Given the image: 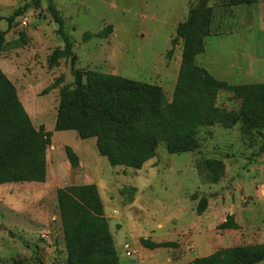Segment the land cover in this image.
<instances>
[{"label":"rangeland","instance_id":"rangeland-1","mask_svg":"<svg viewBox=\"0 0 264 264\" xmlns=\"http://www.w3.org/2000/svg\"><path fill=\"white\" fill-rule=\"evenodd\" d=\"M53 1L74 56L50 69V56L64 43L46 0H0L6 33L0 67L33 126L52 133L46 182L0 186V264H69L57 191L89 184L98 188L120 264H188L222 249L264 244V130L202 126L197 150L172 155L160 147L139 171L112 167L95 139L55 131L61 90L74 89L78 71L84 83L89 72H99L157 86L170 102L184 47L177 29L203 3L214 20L196 64L232 86L264 84V0L242 6L229 0ZM107 29L108 37H98ZM217 106L237 111L240 102L222 92ZM67 147L79 167L72 168ZM210 162L223 165L218 182ZM229 220L238 229L220 230ZM144 240L170 247L151 251Z\"/></svg>","mask_w":264,"mask_h":264},{"label":"trees","instance_id":"trees-1","mask_svg":"<svg viewBox=\"0 0 264 264\" xmlns=\"http://www.w3.org/2000/svg\"><path fill=\"white\" fill-rule=\"evenodd\" d=\"M48 13L58 25L64 48L55 50L49 68L74 56L64 20L53 0H46ZM258 0H229L231 6L256 4ZM214 15L206 3L190 13L177 29L184 43L180 71L172 100L162 90L120 76L75 72L74 89L63 88L56 117V132H76L81 140L95 139L99 154L112 167L139 171L157 157L164 147L169 154L190 153L199 148L197 131L202 126L219 125L232 129L239 123L248 131L264 130V84L232 86L215 79L199 67L196 57L204 53ZM1 21V18H0ZM111 29L100 33L106 38ZM6 33L0 29V54ZM58 79L56 84L62 82ZM222 92L231 93L240 102L237 111L217 106ZM52 133L37 130L19 100L15 85L0 67V186L6 184H44L47 178V149ZM66 155L72 168L79 167L78 155L70 147ZM214 181L223 176V165L207 164ZM58 209L64 231L69 264H120L105 217L104 205L94 184L70 186L57 191ZM206 200L198 214L206 209ZM220 230H237L229 220ZM151 251L169 248V243L142 241ZM264 262V244L231 247L188 264H260Z\"/></svg>","mask_w":264,"mask_h":264},{"label":"crops","instance_id":"crops-1","mask_svg":"<svg viewBox=\"0 0 264 264\" xmlns=\"http://www.w3.org/2000/svg\"><path fill=\"white\" fill-rule=\"evenodd\" d=\"M8 72H10L9 74H12V71L11 70H8ZM7 76V75H6Z\"/></svg>","mask_w":264,"mask_h":264},{"label":"water","instance_id":"water-1","mask_svg":"<svg viewBox=\"0 0 264 264\" xmlns=\"http://www.w3.org/2000/svg\"><path fill=\"white\" fill-rule=\"evenodd\" d=\"M73 61H75V58H73Z\"/></svg>","mask_w":264,"mask_h":264}]
</instances>
